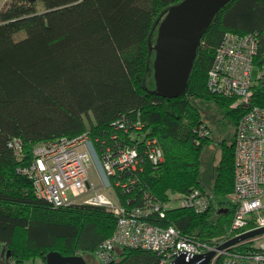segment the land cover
<instances>
[{"label": "trees", "instance_id": "trees-1", "mask_svg": "<svg viewBox=\"0 0 264 264\" xmlns=\"http://www.w3.org/2000/svg\"><path fill=\"white\" fill-rule=\"evenodd\" d=\"M183 0H12L0 11V246L2 264H26L52 251L65 256L96 253L117 227L106 207L54 208L36 196L19 169L33 159L35 147L88 133L84 116L93 113L92 134L111 128L120 117L140 113L165 151L160 168L147 165L142 187L162 200L169 192L206 191L202 154L209 137L203 109L215 102L234 118L244 110L208 89L214 54L225 32L259 33L257 63L264 67V0H234L216 16L205 34L190 78L179 98L154 93L159 23ZM263 85L255 104L264 106ZM23 141L19 161L9 142ZM199 142V144H198ZM234 145L224 143L213 193L234 191ZM218 200L220 207L226 203ZM214 205V204H213ZM220 212L221 209H218ZM173 209L159 223L175 225L186 236L212 241L226 233L225 215ZM12 256L8 258L7 252ZM157 257L122 249L108 264H157ZM220 264V262L218 263Z\"/></svg>", "mask_w": 264, "mask_h": 264}, {"label": "built area", "instance_id": "built-area-1", "mask_svg": "<svg viewBox=\"0 0 264 264\" xmlns=\"http://www.w3.org/2000/svg\"><path fill=\"white\" fill-rule=\"evenodd\" d=\"M260 46L259 33L225 32L209 71L210 93L246 109L235 138V185L229 198L233 218L221 238L201 241L186 236L175 225L159 223L173 209L204 214L212 208L215 195L193 188L169 192L167 200H162L142 187L147 165L160 168L165 151L140 113L120 117L99 135L88 132L39 144L33 159L19 172L32 182L36 196L56 209L83 202L109 208L117 216L114 233L96 252L103 264L115 260L118 249L128 248L153 253L157 264H172L181 254L209 252L217 253L211 264H264V233L220 250L235 238L264 229V106L255 104L260 86L254 80L256 68L260 81L264 75V67L257 63ZM209 133L203 127L200 137ZM9 147L19 161L25 159L21 139L13 138ZM95 165L103 175L101 185L90 177ZM104 189L113 191L117 199L102 192Z\"/></svg>", "mask_w": 264, "mask_h": 264}, {"label": "water", "instance_id": "water-1", "mask_svg": "<svg viewBox=\"0 0 264 264\" xmlns=\"http://www.w3.org/2000/svg\"><path fill=\"white\" fill-rule=\"evenodd\" d=\"M234 0H183L171 6L159 23L155 51L154 93L165 98H179L186 94L202 40L217 14ZM264 229L235 238L220 250L235 245ZM216 252L190 256L181 254L172 264H211ZM9 258L12 256L8 253ZM47 264H86L83 256H65L57 251L45 257Z\"/></svg>", "mask_w": 264, "mask_h": 264}, {"label": "rangeland", "instance_id": "rangeland-1", "mask_svg": "<svg viewBox=\"0 0 264 264\" xmlns=\"http://www.w3.org/2000/svg\"><path fill=\"white\" fill-rule=\"evenodd\" d=\"M10 1L12 0H0V11L3 8V6ZM258 67L262 68V66H260L259 63H258ZM259 77H260V72L256 68L254 70V80L259 82V86L261 87L263 85V82L259 80ZM231 106L234 109H239V108L243 109L244 113L246 111V109H244L243 107H239V106L237 107L234 100H232ZM84 119L88 126V132L92 134V131H91L92 123L95 122L93 113L85 115ZM203 121L205 125H207L208 127V130L210 132L209 133L210 137H209L207 145L205 146V149L202 154L201 180L204 183L207 190L213 193V186L216 180L217 170L219 168L220 162L222 160V155H223L222 145L224 143H228V144H231L233 142L235 143L237 125H235L234 123V118L231 115H228L224 109H220L215 102H212L209 108L203 109ZM89 173H90L91 179L95 181L96 184L98 185L102 184L103 175L99 167H96V165L92 166ZM234 177H235V145H234ZM102 192H104L110 198L114 200L117 199L116 195L111 190L104 189L102 190ZM175 192L177 193L179 191H175ZM232 194H233V191L223 198L215 196L213 209L216 210V213L214 214L216 218L221 215H225V218H224L225 221L232 220L234 210H233V207L230 206L229 204V198H231ZM220 198H222L225 202H227L224 209L223 207H220V205L218 204L219 203L218 200ZM79 205H89V204H85L81 202ZM218 209H221V211L219 212ZM109 211L111 210L109 209ZM230 223L226 226V230L229 227ZM221 237L222 236H219L218 238H221ZM119 255L120 253L118 254L116 259H119ZM84 258L86 260V264H103L96 253L87 254L84 256ZM26 264H43V263H42L41 258H38L36 260H31L29 262H26Z\"/></svg>", "mask_w": 264, "mask_h": 264}, {"label": "flooded vegetation", "instance_id": "flooded-vegetation-1", "mask_svg": "<svg viewBox=\"0 0 264 264\" xmlns=\"http://www.w3.org/2000/svg\"><path fill=\"white\" fill-rule=\"evenodd\" d=\"M8 253H9V252H7V256H8ZM2 254H3V250L0 251V256L3 257ZM46 255H47V254H45V255L41 258L43 264H47V261H46V259H45ZM84 256H85V255H83V257H84ZM8 258H9V256H8Z\"/></svg>", "mask_w": 264, "mask_h": 264}, {"label": "crops", "instance_id": "crops-1", "mask_svg": "<svg viewBox=\"0 0 264 264\" xmlns=\"http://www.w3.org/2000/svg\"><path fill=\"white\" fill-rule=\"evenodd\" d=\"M4 6H5V5H4ZM4 6H3V7H4ZM2 250H3V249H2V246H0V251H2ZM119 253H121V249H118V254H119ZM0 264H2V263L0 262ZM11 264H15V261H13Z\"/></svg>", "mask_w": 264, "mask_h": 264}]
</instances>
